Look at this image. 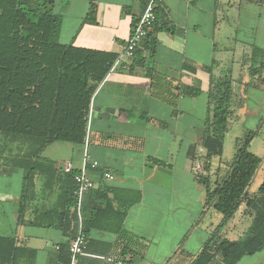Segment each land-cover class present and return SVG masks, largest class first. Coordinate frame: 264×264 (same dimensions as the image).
Returning <instances> with one entry per match:
<instances>
[{
	"label": "crops",
	"instance_id": "0c3cea01",
	"mask_svg": "<svg viewBox=\"0 0 264 264\" xmlns=\"http://www.w3.org/2000/svg\"><path fill=\"white\" fill-rule=\"evenodd\" d=\"M164 4L177 34H158L152 65L175 85L201 90L197 97L182 96L175 109L152 97L147 67L125 54L133 22L145 11L141 0H56L53 12L62 18L61 44L115 53L117 60L93 96L86 143H70L71 150L61 154L50 149L58 142L48 146L41 158L54 164L55 173L36 175L30 192L28 170L12 161L15 149L3 152L0 143L5 158L0 160V237L15 240L17 264H60V247L69 246L72 238L49 225L60 221L67 203L63 193L70 187L66 179L70 173L64 168L70 163L80 170L85 156L98 168L87 169L96 188L85 195L81 216L76 204L70 210L77 236L83 233L84 205L87 218L97 206L105 208L107 200L111 208L100 221L103 228L85 236L87 246L79 264H192L221 223L222 216L205 209L207 194L197 176L209 177L215 189L230 170L237 140L245 138L243 129H255L257 134L263 129L264 81L252 78L249 68L254 47L264 51V0H164ZM92 5L93 19L87 20ZM206 68L217 78L230 73L235 90L224 152L212 159L209 172L202 142L211 87ZM261 158L250 195L264 183ZM36 163L43 171V164L52 168ZM105 173L114 178L106 179ZM119 214L125 219L117 233L112 228L118 225ZM253 221L243 204L221 236L243 240ZM213 264H223L219 255ZM238 264H264V250Z\"/></svg>",
	"mask_w": 264,
	"mask_h": 264
},
{
	"label": "trees",
	"instance_id": "16d2710c",
	"mask_svg": "<svg viewBox=\"0 0 264 264\" xmlns=\"http://www.w3.org/2000/svg\"><path fill=\"white\" fill-rule=\"evenodd\" d=\"M141 1L145 10L150 0ZM55 2L56 0H0L2 150L5 152L8 148L15 149L12 161L28 170V192L34 187L36 175L49 176L55 173H51L54 164L41 158L48 146L55 142L78 145L86 143L93 96L117 60L115 53L61 44L58 36L62 18L53 12ZM155 4V22L141 47L134 53V58L147 67L152 97L175 109L182 96L197 97L201 95V90L184 84L175 85L167 74L153 67L152 61L159 44L158 34H177V27L169 17L164 0H156ZM93 8L92 5L87 20L93 19ZM250 62V76H257L264 81V51L254 47ZM205 70L211 74L208 117L202 141L207 150L205 171L209 172L212 159L221 157L224 152L235 90L230 73L217 78L212 74L211 68ZM256 134L249 132L244 139L237 140V152L230 170L215 189L212 188L209 177L202 174L197 176L207 194L205 209L214 210L222 216V221L192 264H213L217 255L223 264H238L243 257L264 250V183L256 193H248L262 163L261 157L249 151ZM36 161L49 163L47 165L52 168L43 164L44 171L40 170V164ZM76 173L77 171L66 174L70 187L64 191L63 198L67 203L64 211L59 213L60 221L56 225H49L58 227L72 240L78 232L73 229L70 217V210L76 204ZM243 204H246L247 212L254 216L247 237L240 241L223 238L222 230ZM107 208H111L110 200H107L105 208L97 206L87 218L84 205L85 236L92 229L103 228L100 221L104 219ZM118 218V225L112 230L120 233L125 215L119 214ZM69 248L70 245L60 247V264L69 262ZM18 251L14 239L0 237V264H17Z\"/></svg>",
	"mask_w": 264,
	"mask_h": 264
},
{
	"label": "built area",
	"instance_id": "2783aa9c",
	"mask_svg": "<svg viewBox=\"0 0 264 264\" xmlns=\"http://www.w3.org/2000/svg\"><path fill=\"white\" fill-rule=\"evenodd\" d=\"M156 0H150L144 13L136 19L132 27L131 35L126 45L125 54L129 57H134V53L141 47V44L155 22L154 9L156 7ZM88 167L93 169L98 168L97 162H92L88 156H85L83 167L77 171L74 176V181L77 184L76 195V211L79 216L82 214L83 199L87 193L96 188L95 181L88 174ZM202 166L197 164L196 169L201 171ZM66 173H73L74 167L72 164H67L64 168ZM106 179H113L114 176L110 173H105ZM87 240L82 231L79 235L71 241L70 244V261L65 264H79L80 258L85 255Z\"/></svg>",
	"mask_w": 264,
	"mask_h": 264
},
{
	"label": "rangeland",
	"instance_id": "374dc122",
	"mask_svg": "<svg viewBox=\"0 0 264 264\" xmlns=\"http://www.w3.org/2000/svg\"><path fill=\"white\" fill-rule=\"evenodd\" d=\"M244 130V133H243V138L246 137L247 133L248 132H256L255 129L253 130H248L247 129H243ZM0 143L2 145V136H0ZM73 145L70 144V143H62V142H58L57 144H54L50 149L51 151H56L57 154H61L62 152H64V149H68L71 150V147ZM249 151L262 157L264 156V125H263V129H261L260 133L259 134H256V136L254 137V139L252 140L250 146H249ZM228 152V151H227ZM1 154V162L2 160H5L2 153ZM6 156V155H5ZM19 177H20V174H17L16 175V187L18 188L19 190Z\"/></svg>",
	"mask_w": 264,
	"mask_h": 264
}]
</instances>
